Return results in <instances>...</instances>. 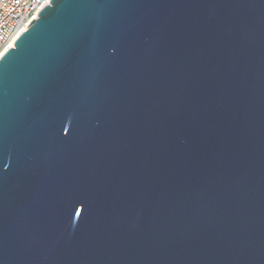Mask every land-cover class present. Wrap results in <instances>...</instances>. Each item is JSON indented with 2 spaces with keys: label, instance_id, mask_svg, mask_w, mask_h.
<instances>
[{
  "label": "water",
  "instance_id": "1",
  "mask_svg": "<svg viewBox=\"0 0 264 264\" xmlns=\"http://www.w3.org/2000/svg\"><path fill=\"white\" fill-rule=\"evenodd\" d=\"M0 264H264V0H49L0 56Z\"/></svg>",
  "mask_w": 264,
  "mask_h": 264
},
{
  "label": "built area",
  "instance_id": "2",
  "mask_svg": "<svg viewBox=\"0 0 264 264\" xmlns=\"http://www.w3.org/2000/svg\"><path fill=\"white\" fill-rule=\"evenodd\" d=\"M49 0H0V56Z\"/></svg>",
  "mask_w": 264,
  "mask_h": 264
}]
</instances>
